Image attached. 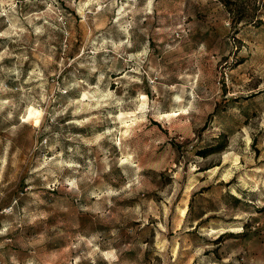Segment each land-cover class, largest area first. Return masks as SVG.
I'll use <instances>...</instances> for the list:
<instances>
[{"label":"rangeland","instance_id":"1","mask_svg":"<svg viewBox=\"0 0 264 264\" xmlns=\"http://www.w3.org/2000/svg\"><path fill=\"white\" fill-rule=\"evenodd\" d=\"M0 264H264V0H0Z\"/></svg>","mask_w":264,"mask_h":264}]
</instances>
